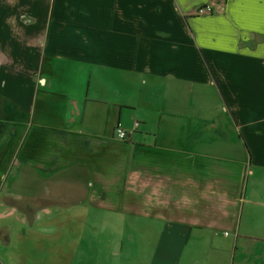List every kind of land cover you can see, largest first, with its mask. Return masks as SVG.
I'll return each mask as SVG.
<instances>
[{
    "label": "crops",
    "instance_id": "obj_1",
    "mask_svg": "<svg viewBox=\"0 0 264 264\" xmlns=\"http://www.w3.org/2000/svg\"><path fill=\"white\" fill-rule=\"evenodd\" d=\"M28 174L91 264H264V0H0V209Z\"/></svg>",
    "mask_w": 264,
    "mask_h": 264
},
{
    "label": "rangeland",
    "instance_id": "obj_2",
    "mask_svg": "<svg viewBox=\"0 0 264 264\" xmlns=\"http://www.w3.org/2000/svg\"><path fill=\"white\" fill-rule=\"evenodd\" d=\"M22 179L24 183L10 186L8 198L1 202L4 208L0 209V264H27L29 260L32 264L34 257L36 260L33 264H50L49 261L56 263L60 261L64 249L68 257L74 258L77 246L78 256L84 249L83 256L88 260L84 264H91V250L99 241L93 243L85 238L81 245V239L69 237L68 243L63 244L65 239L60 236V230L65 224L49 221L52 180L42 174H28ZM32 183L37 186L31 187L34 185ZM102 217L96 215V219ZM90 226L86 224L87 231ZM87 236L90 237V234ZM13 243L16 244L14 247ZM28 246H32L33 253Z\"/></svg>",
    "mask_w": 264,
    "mask_h": 264
},
{
    "label": "built area",
    "instance_id": "obj_3",
    "mask_svg": "<svg viewBox=\"0 0 264 264\" xmlns=\"http://www.w3.org/2000/svg\"><path fill=\"white\" fill-rule=\"evenodd\" d=\"M212 12L213 10L211 6L206 5V6L197 7L195 14L204 16L206 14H211ZM115 137L117 138V140H120L121 142L125 141V139L127 138V134L125 133V131L121 129L119 125H117L115 128Z\"/></svg>",
    "mask_w": 264,
    "mask_h": 264
},
{
    "label": "clouds",
    "instance_id": "obj_4",
    "mask_svg": "<svg viewBox=\"0 0 264 264\" xmlns=\"http://www.w3.org/2000/svg\"><path fill=\"white\" fill-rule=\"evenodd\" d=\"M185 203H187V201H185Z\"/></svg>",
    "mask_w": 264,
    "mask_h": 264
}]
</instances>
